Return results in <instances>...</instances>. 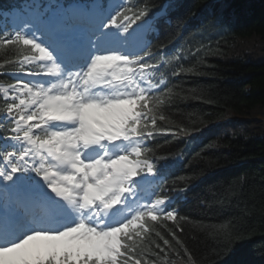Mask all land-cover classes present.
<instances>
[{
  "label": "snow or ice",
  "instance_id": "6c2138e0",
  "mask_svg": "<svg viewBox=\"0 0 264 264\" xmlns=\"http://www.w3.org/2000/svg\"><path fill=\"white\" fill-rule=\"evenodd\" d=\"M170 7L32 0L0 26V264H227L243 237L213 226L198 257L176 206L187 178L170 179L181 154L158 155L201 131L171 118L188 50L149 38Z\"/></svg>",
  "mask_w": 264,
  "mask_h": 264
},
{
  "label": "trees",
  "instance_id": "16d2710c",
  "mask_svg": "<svg viewBox=\"0 0 264 264\" xmlns=\"http://www.w3.org/2000/svg\"><path fill=\"white\" fill-rule=\"evenodd\" d=\"M23 1L30 0H0V11ZM147 2L151 14L171 5L150 34L153 45L167 44L168 53L183 46L181 62L195 68L171 80L182 97L171 118L201 131L195 142L161 140L158 152L181 154L170 179L187 178L178 184L188 188L176 205L189 218L183 236L200 257L215 246L208 231L230 225L243 239L222 260L264 264V0Z\"/></svg>",
  "mask_w": 264,
  "mask_h": 264
},
{
  "label": "rangeland",
  "instance_id": "374dc122",
  "mask_svg": "<svg viewBox=\"0 0 264 264\" xmlns=\"http://www.w3.org/2000/svg\"><path fill=\"white\" fill-rule=\"evenodd\" d=\"M20 22H22V21L21 20H16L15 21V25L19 24ZM226 119H231V117L229 116ZM263 120H264V115H263ZM262 122H264V121H262Z\"/></svg>",
  "mask_w": 264,
  "mask_h": 264
}]
</instances>
